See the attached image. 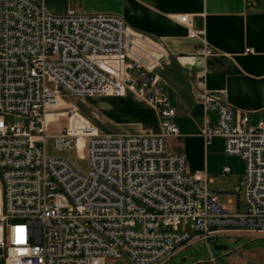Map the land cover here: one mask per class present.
Returning <instances> with one entry per match:
<instances>
[{
  "label": "built area",
  "instance_id": "built-area-1",
  "mask_svg": "<svg viewBox=\"0 0 264 264\" xmlns=\"http://www.w3.org/2000/svg\"><path fill=\"white\" fill-rule=\"evenodd\" d=\"M178 21L189 37L202 34L187 15ZM194 52L213 49L204 43ZM168 57L159 38L117 14L52 13L43 0H0V264H108L122 256L164 264L221 228L264 232V123L249 125L246 113L207 90L204 71L197 72L193 96L204 112H215L213 125L203 117L204 142L221 136L223 152L243 162L242 180L229 192L235 208H226L206 173L169 148L179 133L156 74ZM61 91L134 92L156 109L158 132L103 133L67 116L53 145H82L87 168L80 171L45 151L48 121L73 111L58 109ZM3 115L22 120L8 124Z\"/></svg>",
  "mask_w": 264,
  "mask_h": 264
},
{
  "label": "crops",
  "instance_id": "crops-1",
  "mask_svg": "<svg viewBox=\"0 0 264 264\" xmlns=\"http://www.w3.org/2000/svg\"><path fill=\"white\" fill-rule=\"evenodd\" d=\"M43 3L52 13L117 14L131 29L161 40L169 57L156 74L168 92L179 133L168 140L169 148L184 154L189 169L206 173L207 186L221 205L235 208V199L229 192L242 180L243 162L238 156L223 152L221 136H212L208 143L204 142L203 117L206 115L209 125H213L215 112L203 111L193 96L192 82L197 72L203 70L207 90L245 112L248 121L264 123V0H43ZM183 14L189 18L190 28L202 31L201 35H187V26L178 21ZM204 43L213 52L195 53ZM245 47L252 51L244 52ZM89 102L87 116L91 123L68 110L70 123L79 119L86 127L103 133L158 132L156 109L131 91L94 96ZM51 117V113L47 114V119ZM223 167L227 170L223 171ZM227 228L219 229L215 235L230 232ZM232 259L234 264H255L257 260L264 264V255L262 259L258 256ZM211 260L213 264L212 257Z\"/></svg>",
  "mask_w": 264,
  "mask_h": 264
},
{
  "label": "rangeland",
  "instance_id": "rangeland-1",
  "mask_svg": "<svg viewBox=\"0 0 264 264\" xmlns=\"http://www.w3.org/2000/svg\"><path fill=\"white\" fill-rule=\"evenodd\" d=\"M134 94L136 95V93ZM94 96L109 95L75 96L61 91L60 100H62L63 103L58 109L65 110L66 108H72L77 115L89 121L87 116L89 114V101L92 100ZM143 101L147 103L145 100ZM72 118H74V116ZM21 120V118L15 115H3V121L8 124L20 122ZM66 121V112L60 115L57 120L48 121L46 127L47 137L45 138V151L49 155L65 157L74 167L80 171H85L87 163L82 145L73 146L71 149L63 147L57 150L54 148L52 134L59 131L66 124ZM255 122L256 121L249 120L248 124L254 125ZM209 186L211 185L209 184ZM232 198L234 200V196H232ZM229 206L225 205L224 207L228 208ZM238 207L239 211H243L245 208L242 187H240L238 194ZM227 229H229L230 232L226 234H217L208 238L206 243L203 241H196L186 245L164 264H212L210 263L211 257L214 259L213 264H234L235 261L232 258L242 260L258 256L262 259L264 255V234L261 233L262 231L234 227H228ZM107 263L132 264L130 259L126 256H122L114 261L108 260ZM255 264H262V262L261 260H257Z\"/></svg>",
  "mask_w": 264,
  "mask_h": 264
},
{
  "label": "bare ground",
  "instance_id": "bare-ground-1",
  "mask_svg": "<svg viewBox=\"0 0 264 264\" xmlns=\"http://www.w3.org/2000/svg\"><path fill=\"white\" fill-rule=\"evenodd\" d=\"M62 100H60V98L58 99V101H57V105H62ZM46 118H47V116H46Z\"/></svg>",
  "mask_w": 264,
  "mask_h": 264
},
{
  "label": "snow or ice",
  "instance_id": "snow-or-ice-1",
  "mask_svg": "<svg viewBox=\"0 0 264 264\" xmlns=\"http://www.w3.org/2000/svg\"><path fill=\"white\" fill-rule=\"evenodd\" d=\"M18 231H19V230H18ZM17 242H19V240H18Z\"/></svg>",
  "mask_w": 264,
  "mask_h": 264
}]
</instances>
